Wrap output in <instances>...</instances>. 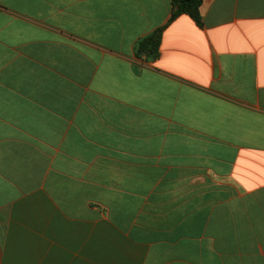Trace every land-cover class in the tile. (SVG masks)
Instances as JSON below:
<instances>
[{
  "label": "crops",
  "instance_id": "0c3cea01",
  "mask_svg": "<svg viewBox=\"0 0 264 264\" xmlns=\"http://www.w3.org/2000/svg\"><path fill=\"white\" fill-rule=\"evenodd\" d=\"M0 0V264H264V0Z\"/></svg>",
  "mask_w": 264,
  "mask_h": 264
},
{
  "label": "trees",
  "instance_id": "16d2710c",
  "mask_svg": "<svg viewBox=\"0 0 264 264\" xmlns=\"http://www.w3.org/2000/svg\"><path fill=\"white\" fill-rule=\"evenodd\" d=\"M203 0H172V14L168 23L146 35L135 43L134 55L138 59H144L146 63L155 62L160 58L162 35L166 27L182 15L189 16L198 27H203L200 7Z\"/></svg>",
  "mask_w": 264,
  "mask_h": 264
}]
</instances>
